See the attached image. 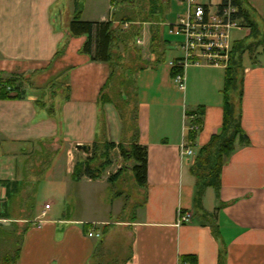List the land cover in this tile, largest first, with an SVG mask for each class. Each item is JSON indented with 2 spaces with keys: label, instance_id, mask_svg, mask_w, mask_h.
Here are the masks:
<instances>
[{
  "label": "crops",
  "instance_id": "1",
  "mask_svg": "<svg viewBox=\"0 0 264 264\" xmlns=\"http://www.w3.org/2000/svg\"><path fill=\"white\" fill-rule=\"evenodd\" d=\"M123 7L124 0H0V76L20 75L36 84L23 87L21 97H0V227L15 231L22 223L26 226L15 264H89L100 238L87 232L94 229L103 237L106 224L109 228L121 220V205L111 221L74 214L66 203L74 182L79 184L76 191L88 184L93 195L99 182L113 196L121 177L110 182L108 175L120 166H109L96 179L74 178L73 153L85 154L74 145L125 143L118 109L100 100L110 85V65L90 60L81 51L86 35L71 34L69 23L77 10L85 21L116 20L126 15ZM246 7L256 13L247 0ZM171 21L160 23L165 39L163 26ZM140 25L135 43L145 67L135 74L136 122L138 143L147 151V174L145 185L139 186L130 170L141 202L125 221L132 230L131 259L125 264H264V58H255V63L242 59L238 95L230 93L242 135L222 164L218 195L206 187L203 209L194 213V155L180 152L186 115L202 110L193 140L196 152L221 131L225 66L186 67L180 89L169 66L182 55L179 38L173 45L166 39L158 56L150 48L152 24ZM167 51L175 53L161 63ZM56 74L65 88L48 93L47 81ZM47 146L53 150L43 155ZM41 197L45 200L39 205ZM55 204L58 208L52 212ZM178 210L190 212L191 220L177 224ZM84 224L91 226L87 232Z\"/></svg>",
  "mask_w": 264,
  "mask_h": 264
},
{
  "label": "trees",
  "instance_id": "2",
  "mask_svg": "<svg viewBox=\"0 0 264 264\" xmlns=\"http://www.w3.org/2000/svg\"><path fill=\"white\" fill-rule=\"evenodd\" d=\"M158 0H156L157 2ZM166 1V6L169 5V0ZM236 3L245 18L246 23L250 27V31L247 38L233 42L232 49L229 57V62L224 69V84L222 92L224 94L223 105V118L221 131L217 134L210 136L209 140L203 144L198 151L194 154V161L190 166V171L194 176V194H193V211L194 213L202 211V195L206 187H213L218 195L220 186V171L225 157L233 150L236 137L242 135V129L238 118L234 115V108L232 101L230 100V93L236 92V68L241 69V62L243 54L247 52L255 63V51L258 46H262L264 49V32L258 27L257 22L254 21L251 16L250 10L246 7V0H233ZM136 0H124V6L121 12L125 13L127 7L132 6ZM156 2L152 1L151 5H155ZM79 8L81 2L78 3ZM157 10L158 13L163 14L164 9L161 6L151 7V12ZM125 11V12H124ZM122 13V14H123ZM166 14V13H165ZM119 19L116 20H102V21H85L79 17V10L76 11L73 19L69 23V31L73 35H86V39L82 44L81 51L86 53L90 60L93 61H106L110 65V85L107 89L103 90L100 96V100L103 102H112L117 107L116 101L122 98V92L125 91L126 102L131 103L133 106L132 113L127 120L125 115L119 111L122 118V130L123 133L133 132V136L129 141V147L126 150L125 144L119 142H104L103 144L94 143L90 147V152L82 159H77L73 164L72 174L74 178L80 179L85 176L91 179H96L111 165V157L109 155L112 149L116 148L117 152L123 159L132 161L129 165L135 182L139 186H143L146 183L147 174V151L146 147L139 144L137 140L138 127L136 122V111L138 106L137 100V86L135 81L136 71L143 69L145 64L141 62L140 49L135 43V39L139 37L141 31V23L138 25L134 23L133 19H130L127 15H119ZM165 19V17H164ZM117 21V22H116ZM127 24L124 26V24ZM167 40L161 35V27L152 26V39L151 50L156 52L158 56L162 55ZM122 47L120 50L119 47ZM122 51V52H121ZM132 64L133 62L140 63L135 68L131 77H119V69L125 60ZM124 60V61H123ZM172 74L176 72L175 68H171ZM118 79H116L117 77ZM59 74L53 75L48 79V83L52 84V81H56L57 87L53 89L60 91L65 88V84L58 80ZM118 81V83H117ZM23 82L29 87H33V82L30 78L24 76L12 75L7 78L0 76V97H21L24 94ZM114 82V83H113ZM7 86L9 89H6ZM123 89V90H122ZM109 90V91H108ZM117 90V91H116ZM116 91V95H111V92ZM122 94H121V93ZM42 104L43 102L40 101ZM128 105V104H127ZM189 115L197 114L192 123H196L201 127L202 119L201 108L196 110H190L187 112ZM197 131L190 130L188 137L194 140ZM101 156V159L97 160V157ZM120 166L115 172L108 175V180L114 182L124 172V167ZM212 214V213H211ZM207 225L213 227V222H207ZM106 224L104 231H106ZM91 226L84 224L83 228L87 232ZM215 228V227H214ZM17 233L16 231L6 230L0 227V248L3 247V251L0 256V264H15L16 259L19 256L20 247L24 231ZM102 234L100 236V242L97 243L92 251L89 264H125L131 259V251L121 259L110 256V251L104 250L102 247ZM120 253L118 252V255Z\"/></svg>",
  "mask_w": 264,
  "mask_h": 264
},
{
  "label": "rangeland",
  "instance_id": "3",
  "mask_svg": "<svg viewBox=\"0 0 264 264\" xmlns=\"http://www.w3.org/2000/svg\"><path fill=\"white\" fill-rule=\"evenodd\" d=\"M152 1L156 2V0H136V2H134L132 6L127 7V11L125 12V14L129 16L130 19H133L134 23H136L137 25L143 21H148L149 23L152 24L153 27L155 26L158 28L160 26V23L164 20V17L166 20L173 21L175 20L176 16L180 15L185 9L184 6H181V5L178 6V4L174 2L173 0H170L168 7L165 5L166 4L165 0H158L155 5H151ZM247 1L249 5H251L252 8L256 12L254 14L252 12L251 13L253 15L254 20L257 22L258 27L264 29V0H247ZM154 6L156 7L161 6L164 9V13L163 14L158 13L157 10L151 12V7L154 8ZM163 29H164L163 35L166 37V39H168V41H170L172 45L175 44L178 38L168 34L167 26H163ZM247 35H248L247 29H242V30L233 29L230 32L231 43L233 44V42L235 41L243 40L246 38ZM174 53H175L174 51H171V52L167 51L161 63L165 62L171 55L173 56ZM249 58H250L249 54L245 52L242 58L243 61L246 62L249 60ZM255 58H258V59L264 58V49L262 46L257 47L255 51ZM140 63L133 62L132 64H130L128 63V60H125V62H123V64L120 66L122 70L119 69V71H117L119 72L118 73L119 77H123V78L131 77L135 71V68L138 67L136 65H139ZM203 66L205 65H202L201 67ZM190 68L192 69L194 67H190ZM191 69H189V72L194 70V69L192 70ZM235 71L238 77L236 80V84H237L236 87H238L240 71L239 69L237 70V68ZM185 73H186V70H185ZM116 79H118V77ZM34 81H36V79ZM36 82L38 83L39 81L37 80ZM57 84L58 83L55 80L52 81V84L49 83L48 93H50L53 89L58 88ZM22 86L27 87V84L23 82ZM116 91L111 92V95L115 96ZM122 93H121L122 98L117 100L116 103H117V107L119 108V111L122 113V115H125L128 120L130 117V114L132 113L133 106L131 105V103H127L125 101L126 100L124 99L125 91H123ZM237 93H238V89L236 88V92L233 93L234 98L237 97L238 95ZM124 136H125L124 146L127 150L129 147V141L131 137L133 136V132L132 131L126 132V134L124 133ZM51 149L53 150L51 146L50 147L47 146L45 149H43V155H45L46 152L49 153ZM63 152H65V149L63 150ZM84 155H81L80 152H77V156H84ZM109 155L111 157V165L108 169L116 170L118 166L125 165L123 167L124 173L123 175H121L120 181H117L114 185V188H113L114 195L111 196V194L108 193V190L105 188V186L98 185L99 182L96 183L97 184V194L96 195L92 194V190L88 184H86L85 187L84 186L81 187L80 185L79 191H76V189L79 188V184L77 182H74L73 185L71 186L72 189H70V192H69L70 198L67 200L66 210H69V211L71 210L72 213L78 214V215L86 214L87 217L91 219H103L104 218L107 220L111 219L112 221L113 219H115V217H117V215H115L116 209L119 207V205H121L122 206L121 213H120L121 220L119 223L112 225L109 228H106V231L103 232L104 235L102 237V240H103L102 247L104 250L110 251L111 258L117 257L122 260V258L126 256L128 252L130 251V245H131V239H132V236H131L132 230L130 228V225H128L125 221H128L129 218L132 215H134L136 211L135 204H138L141 202V195H140L139 187H137L133 183V179H132L133 177H131L132 175L129 169V165H131V161L126 160L125 158L123 159V157H121V155L118 154L117 150L110 152ZM77 156L73 153V159H71L72 164L76 162ZM43 159H42V162H43ZM97 160L98 161L100 160V162H102V160H105V159L104 158L101 159V156H98ZM45 190H46V187H42V189H40L41 195H45ZM79 193L83 194L82 195L83 197L81 199L79 198ZM116 193L122 194V198L118 199V196H117L118 194ZM70 199H72V201ZM38 200H39L38 204L42 205L45 198L41 197ZM57 208H58V204L53 205L52 212H56ZM25 227H26L25 224L22 223V225L20 224L17 226L15 231L17 233H20ZM3 249H4L3 247L0 248V250H3ZM2 252L3 251H0V253ZM118 252L120 253L119 255H118Z\"/></svg>",
  "mask_w": 264,
  "mask_h": 264
},
{
  "label": "built area",
  "instance_id": "4",
  "mask_svg": "<svg viewBox=\"0 0 264 264\" xmlns=\"http://www.w3.org/2000/svg\"><path fill=\"white\" fill-rule=\"evenodd\" d=\"M184 6L183 12L175 20L167 24L168 34L179 38L181 57L169 62L170 68H175L172 79L175 85L184 88V70L190 65L211 64L226 66L232 49L230 32L233 29L250 31L240 7L233 0H174ZM127 24L125 23L124 26ZM141 41L138 39V43ZM6 89H9L7 86ZM186 137L180 144L182 155H194L193 140L188 137L190 130L198 131L200 126L192 123L194 115H186ZM71 155V154H70ZM46 209L49 204H45ZM43 213V212H42ZM191 220V213L178 210L176 223L183 224ZM36 226L40 220L34 221ZM89 237L100 238L101 233L90 229ZM179 264H190L179 262Z\"/></svg>",
  "mask_w": 264,
  "mask_h": 264
},
{
  "label": "water",
  "instance_id": "5",
  "mask_svg": "<svg viewBox=\"0 0 264 264\" xmlns=\"http://www.w3.org/2000/svg\"><path fill=\"white\" fill-rule=\"evenodd\" d=\"M74 148L78 151H82L85 154H88L90 152V146L87 144H75Z\"/></svg>",
  "mask_w": 264,
  "mask_h": 264
}]
</instances>
